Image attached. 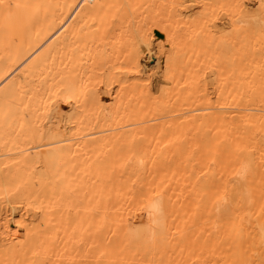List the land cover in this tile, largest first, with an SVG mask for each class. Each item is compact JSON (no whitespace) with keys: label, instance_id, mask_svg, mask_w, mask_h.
<instances>
[{"label":"bare ground","instance_id":"obj_1","mask_svg":"<svg viewBox=\"0 0 264 264\" xmlns=\"http://www.w3.org/2000/svg\"><path fill=\"white\" fill-rule=\"evenodd\" d=\"M0 264H264V0H0Z\"/></svg>","mask_w":264,"mask_h":264}]
</instances>
